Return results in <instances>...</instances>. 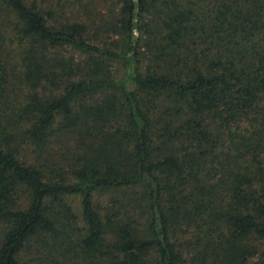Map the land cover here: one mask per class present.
Masks as SVG:
<instances>
[{
	"label": "trees",
	"instance_id": "16d2710c",
	"mask_svg": "<svg viewBox=\"0 0 264 264\" xmlns=\"http://www.w3.org/2000/svg\"><path fill=\"white\" fill-rule=\"evenodd\" d=\"M0 227V264L264 256V0H0Z\"/></svg>",
	"mask_w": 264,
	"mask_h": 264
},
{
	"label": "rangeland",
	"instance_id": "374dc122",
	"mask_svg": "<svg viewBox=\"0 0 264 264\" xmlns=\"http://www.w3.org/2000/svg\"><path fill=\"white\" fill-rule=\"evenodd\" d=\"M63 53L65 55L73 54V52L70 49H67ZM246 127L247 128L250 127V123L248 121L241 123L239 130H242ZM63 139L65 138L59 137L58 134H54L50 138V142L47 144V147L45 148L43 152V156L41 157L42 159L38 160L39 162L38 164H41L43 162V158L46 157L50 159V162L55 166V168L59 167L67 172L70 171L71 167H70L69 161L67 160V157H65V155L68 154L67 149H68V144L70 141L67 142L68 141L67 138H66L67 141H64ZM15 144H19L18 139L14 143V145ZM70 146H72V143H70ZM18 147L20 150L19 158L21 161L27 164L36 162L35 158L37 156V152L34 151L32 146H30L29 144H26V142L21 141ZM68 177L70 178L69 174H68ZM126 198L127 196L124 195L122 190L120 191L108 190V191H103V192H96L94 195V204L96 206L97 211L100 214H104L105 212L109 211L112 207H114L113 200H116V201L119 200L120 203L125 204ZM22 200L24 201V198ZM65 202L68 203L72 207L73 212L78 216V225L83 226L84 223L81 218L80 197L74 196V195L67 196L65 198ZM136 208H137V212H139L140 208L137 207V204H136ZM175 240L178 246V250L182 254L183 258L186 261H188L190 256L194 253L193 245L195 243V235L192 233V230L190 229L188 231H185L182 229V231L177 232L175 236ZM261 248L264 250V246H262ZM263 260H264V256L262 254H258L257 256L251 258L247 264H263ZM70 264H79V263L72 262Z\"/></svg>",
	"mask_w": 264,
	"mask_h": 264
}]
</instances>
